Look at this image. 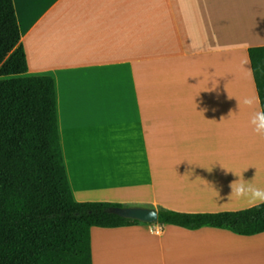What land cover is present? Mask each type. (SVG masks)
Here are the masks:
<instances>
[{
  "label": "crops",
  "instance_id": "crops-1",
  "mask_svg": "<svg viewBox=\"0 0 264 264\" xmlns=\"http://www.w3.org/2000/svg\"><path fill=\"white\" fill-rule=\"evenodd\" d=\"M13 1L25 76L55 83L76 202L253 207L228 198L241 177L226 169L264 187V136L249 123L262 110L249 49L264 47V0ZM91 244L93 264H264V233L140 223L93 227Z\"/></svg>",
  "mask_w": 264,
  "mask_h": 264
},
{
  "label": "trees",
  "instance_id": "trees-1",
  "mask_svg": "<svg viewBox=\"0 0 264 264\" xmlns=\"http://www.w3.org/2000/svg\"><path fill=\"white\" fill-rule=\"evenodd\" d=\"M264 110V47L249 49ZM28 62L13 0H0V264H93L91 229L141 222L111 212L124 207L74 200L60 141L50 76H25ZM264 233V205L234 212L158 209V223Z\"/></svg>",
  "mask_w": 264,
  "mask_h": 264
},
{
  "label": "clouds",
  "instance_id": "clouds-1",
  "mask_svg": "<svg viewBox=\"0 0 264 264\" xmlns=\"http://www.w3.org/2000/svg\"><path fill=\"white\" fill-rule=\"evenodd\" d=\"M258 98L244 97L241 101L246 107L254 108ZM253 131L258 136H264V110H254L249 120ZM226 169V168H225ZM229 172L234 173L236 176L241 177L239 180L232 182L229 187L231 193L228 198L244 199L254 207L264 205V187H258L251 180H245L241 174L237 175L230 169H226Z\"/></svg>",
  "mask_w": 264,
  "mask_h": 264
},
{
  "label": "water",
  "instance_id": "water-1",
  "mask_svg": "<svg viewBox=\"0 0 264 264\" xmlns=\"http://www.w3.org/2000/svg\"><path fill=\"white\" fill-rule=\"evenodd\" d=\"M111 212L122 218L136 220L141 223H158V210L156 208L124 206L120 208H113Z\"/></svg>",
  "mask_w": 264,
  "mask_h": 264
},
{
  "label": "rangeland",
  "instance_id": "rangeland-1",
  "mask_svg": "<svg viewBox=\"0 0 264 264\" xmlns=\"http://www.w3.org/2000/svg\"><path fill=\"white\" fill-rule=\"evenodd\" d=\"M255 139H257V138H256V135H253V144L255 143L256 146H257L258 144L256 143V140H255ZM255 150L257 151V149H255ZM258 154H259L260 160L262 161V159H263V154H262L261 149L259 148V146H258Z\"/></svg>",
  "mask_w": 264,
  "mask_h": 264
}]
</instances>
